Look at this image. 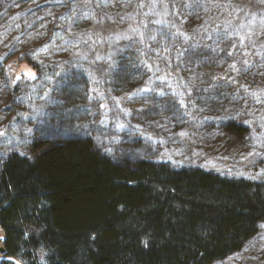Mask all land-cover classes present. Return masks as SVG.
Instances as JSON below:
<instances>
[{
	"label": "trees",
	"instance_id": "trees-1",
	"mask_svg": "<svg viewBox=\"0 0 264 264\" xmlns=\"http://www.w3.org/2000/svg\"><path fill=\"white\" fill-rule=\"evenodd\" d=\"M68 1L88 21H60L57 44L67 55L36 67L55 74L49 111L79 113L53 125L47 112L28 151L1 153L0 264H211L240 251L264 223V180L252 175L263 147L250 144L264 121V80L241 71L264 55V0H124L121 13L96 0ZM154 21L162 37L153 42ZM132 80L180 120L203 118L202 104L230 95L235 109L198 123H218L224 142L250 145L238 157L240 174L149 156L148 145L163 140L120 103ZM170 99L186 114L164 106ZM93 116L103 121L96 130L87 125ZM123 128L141 135L121 140L118 156L98 148V135ZM125 140L141 147L136 155L123 152Z\"/></svg>",
	"mask_w": 264,
	"mask_h": 264
},
{
	"label": "rangeland",
	"instance_id": "rangeland-1",
	"mask_svg": "<svg viewBox=\"0 0 264 264\" xmlns=\"http://www.w3.org/2000/svg\"><path fill=\"white\" fill-rule=\"evenodd\" d=\"M96 1L105 9L117 13L123 9L125 3L124 0ZM3 6L4 9L0 11V157L2 152L9 149L20 148L28 151L31 135L37 126L45 122L44 117L48 115H46L47 112L51 115L47 118L53 121V125L56 122H70L65 119L67 116L72 117L74 109H69L67 106H55L52 112L49 111L48 107L51 105L49 100L54 95L52 91L48 90V87L50 83L55 82V74L44 68L38 70L36 64L42 61L58 64V61L67 55L64 48L57 44V40L63 34L59 27L60 21L77 26L84 25L88 21L87 15L81 14L76 4L68 0H8ZM153 23L151 25L157 28V33L152 31V36L149 39L154 42L159 41L158 36L162 37V29L160 28L161 22L154 21ZM193 23L195 21L191 17L186 25L189 27ZM262 30L264 32V28ZM263 32L261 31L260 34ZM260 34L258 33V36ZM156 47L159 48L158 45ZM246 56L247 54L243 53L241 57L245 59ZM254 62H256V66L251 65L252 61H245L242 65L244 69L241 71L249 80H264V55ZM11 74L15 76L14 82L11 80ZM31 74H35V79L31 78ZM18 77L19 79H17ZM152 77L147 81L149 85L153 82ZM228 79V82L231 81L230 78ZM132 82L133 80L125 86H121L122 91L118 94L121 95L120 103L126 109L131 110L134 124L145 123L146 128H153L157 136L163 140L154 146L148 145V149L152 148L149 151V156L169 157L193 164L196 162L210 164L220 166L227 173L240 174L238 169L241 167V163L238 157L249 151L250 145L241 144L240 141L236 145L231 144L230 141L224 142L225 137H223L218 123L215 125L217 127L211 129L201 127L198 123L199 120L204 119L205 115L212 116V118L217 117L220 114L219 109L230 110L231 107L235 109L239 103L234 100L230 101V95H227L221 105L217 102L202 104L197 112H203L205 114L203 118L195 117L196 119L192 120V115H190L180 120L177 116H168L170 111L164 113V108L160 109L153 105L154 103L150 99H145L151 96L149 93H144L143 84ZM93 91L94 89H92ZM175 101V99L164 101V106H175L179 116L185 110L181 109V104L175 103ZM151 107L152 110L147 112ZM158 111L162 113H158ZM77 113L79 112H74V114ZM101 122L103 121L97 116L88 117L87 125H91V128L96 130V126ZM75 127L71 126L70 128ZM258 127L261 129L257 130L256 137L250 141V144L258 142L263 150L260 163L252 175L264 180V121L261 120ZM53 128L54 126L45 130L49 132ZM113 130L112 136L106 130L104 138L98 135L99 140L97 139V141L100 150L104 149L116 156L119 153L117 144L121 140H124L126 136L130 139H132L131 136L137 139L141 135L139 130L129 128L119 129L120 135H116L118 129ZM140 148H136L133 141L125 140L123 152L134 156ZM3 234L0 230V237L4 236ZM1 244L0 239V246ZM211 264H264V223L259 226L257 234L248 240L244 248L233 255L215 260Z\"/></svg>",
	"mask_w": 264,
	"mask_h": 264
},
{
	"label": "water",
	"instance_id": "water-1",
	"mask_svg": "<svg viewBox=\"0 0 264 264\" xmlns=\"http://www.w3.org/2000/svg\"><path fill=\"white\" fill-rule=\"evenodd\" d=\"M0 250H1L2 252H4V251H5L4 246H1Z\"/></svg>",
	"mask_w": 264,
	"mask_h": 264
},
{
	"label": "snow or ice",
	"instance_id": "snow-or-ice-1",
	"mask_svg": "<svg viewBox=\"0 0 264 264\" xmlns=\"http://www.w3.org/2000/svg\"><path fill=\"white\" fill-rule=\"evenodd\" d=\"M31 78L35 79V74H31ZM17 79H19V77Z\"/></svg>",
	"mask_w": 264,
	"mask_h": 264
}]
</instances>
